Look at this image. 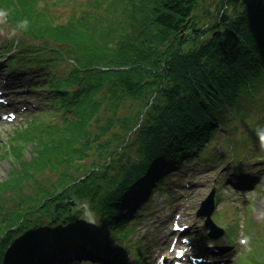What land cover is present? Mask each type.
Returning <instances> with one entry per match:
<instances>
[{"label": "trees", "instance_id": "obj_1", "mask_svg": "<svg viewBox=\"0 0 264 264\" xmlns=\"http://www.w3.org/2000/svg\"><path fill=\"white\" fill-rule=\"evenodd\" d=\"M30 2L37 8L41 2L46 3L39 13L24 8L22 16L14 4L9 8L18 24L28 21L27 30L19 33L23 41L21 50L14 53L15 45H10L2 51L9 64L10 79L11 73H27L34 67L46 70L42 63L51 70L64 66L67 76L55 80L57 71H53L43 78L47 76L46 81L53 78L55 84L59 82L66 87L75 110L83 109L94 115L104 110L106 115L91 116L89 120L107 127L105 131L101 129L96 139L80 134L66 147L57 140L60 130L43 136L51 145L60 146L56 148L65 154L53 155L46 165L55 176L46 180L51 185L48 189L62 192L67 188L68 192L66 197L55 194L46 202L43 199L49 192H44L45 186L36 191V186L43 183L42 177L47 173L34 181L35 184L16 195L1 231L16 229L2 237L0 244L20 264H47L50 249L32 255L30 263L26 249L19 252L16 243L7 237H28L27 246L39 226L52 224L74 234L53 248L63 253L71 249L77 256L81 252L75 245L81 235L76 223L82 217L79 207L83 205L89 212L92 208V214L102 218L105 227L116 221L108 233L123 236L118 239L119 245L132 252L134 235L128 238L125 227L131 226L130 218L136 216L141 203L137 200L129 206L126 221L118 223L113 206L124 205V201L119 195L118 199L109 200L111 190L115 187L121 190L130 183L158 182L146 192L149 195L145 199L150 200L164 186L165 175L176 166L195 163L192 165L195 168L201 160L211 163V158L221 153L220 146L211 151L210 143L217 133L228 136L229 116L243 119L249 110L243 111L240 102L254 100V94L258 96L264 87V0L75 1L70 17L63 24H56L60 21L50 6L66 0ZM27 51L37 59L31 66L24 63ZM48 51L51 56L45 54ZM35 72L38 73L36 69ZM113 83L119 85L118 92L112 88ZM48 88L49 100L56 108L52 95L57 94L52 91L55 87L50 81ZM104 88L107 93L101 96ZM76 115L72 113L69 117ZM76 124L72 123V127ZM109 129L117 132L113 134ZM230 142L226 144L233 147ZM166 151L168 156L172 155L171 164L168 156H163ZM75 152L80 156L76 157ZM119 160L121 172L112 176L103 173L111 164L115 168ZM82 169L85 170L78 177ZM60 178L66 179L62 186ZM27 190L33 192L32 201L26 210L19 211L25 205ZM59 199L73 200L75 205L55 210ZM31 227L33 231H29ZM136 230L129 232L135 234ZM5 260L1 255L0 264ZM64 262L69 264L67 260Z\"/></svg>", "mask_w": 264, "mask_h": 264}, {"label": "rangeland", "instance_id": "obj_2", "mask_svg": "<svg viewBox=\"0 0 264 264\" xmlns=\"http://www.w3.org/2000/svg\"><path fill=\"white\" fill-rule=\"evenodd\" d=\"M46 1L49 2V0ZM75 1L85 2L86 0H66L63 4H58L55 7L50 6L51 12L54 10L56 19L60 21L56 24H63V21L68 20L72 9H74ZM45 3L41 2L40 7L37 8L32 5L30 0H0V9L9 13L6 20V31L11 32L18 25L17 20L12 17L14 14L9 12L11 4L16 6L18 13L22 16L24 8L27 7L28 10L32 9L34 13H39ZM19 33L21 31L11 38L6 35L0 36V80L10 79L9 64L2 51L10 45H15L13 46L14 53L21 50L23 41L20 40ZM13 50L10 49V51ZM33 50L37 49L33 48ZM31 54L29 51L24 54L26 65L31 66V62L37 61L35 56H31ZM45 54L51 56L49 51ZM57 60L59 61V59ZM42 66L46 70L42 71L34 67L39 75H43V73L49 75L53 74V71H57L55 80H60L64 75L67 76L66 72L63 71L64 66L52 70L49 65L42 63ZM35 69L31 70L35 71ZM24 74L11 73V78L13 77L10 82L13 83L12 88L17 86V82H22L27 87L29 85L32 87L35 84V80H32L31 85L29 76ZM3 83L0 82V89L3 87ZM55 83L52 78L50 84H54L55 87V90L52 89V91L57 94V96L52 95L56 108L49 100L51 92L48 88L49 82H47V84L41 85V90L38 91L40 92L39 95H36V92L28 93L31 101H37L36 107H32L30 104L21 110L18 118L12 122L0 120V195L2 193L4 195V192L10 189H12V193L14 189H17V192L22 194L45 173L54 175V173H50L51 170L48 171L46 168L48 161L55 154L62 157L65 154L62 150L57 149L60 146L52 148L54 146L43 137L44 135L48 137L55 129L60 130L61 134L57 140H61L62 146L66 147L73 141L74 137L80 134L89 136V139H96L101 129L104 128L105 131L107 127L100 122L89 120L91 116L106 115L104 110L98 115L90 114L83 109L75 110L72 99H69L67 88L59 82ZM111 86L116 92L120 90L116 83L111 84ZM259 91L258 96L257 93L254 94L253 98L256 97L254 100L244 99L240 102L243 111L249 110L244 114L243 119L236 116L232 119L231 115L229 116L231 130L228 131V136L217 133L216 139L212 140L209 146L211 151L220 146L218 149H221V153L211 158V163L203 159L192 170V165L195 163H185L182 167L176 166L174 171L165 175L166 187L162 190L160 188L156 190L150 200L145 199V196L149 195L146 192L150 189V184L145 182L130 183L121 190H117V187L111 190L109 200H116L119 195L124 201V205H112L113 216L118 223L126 221L130 214L129 206L137 200L141 203L136 208V216L131 217L129 221L138 223L136 227L139 228L136 233L129 232V229L125 227L128 238L132 239L131 236L134 235L131 241L132 252L123 250L119 243L114 240H106V236L107 239L112 238L108 235L105 236V234L108 230H112L111 226L115 225L116 221L105 227L103 219L90 214L86 206L83 205L79 212L83 218L78 219L76 223L81 235L80 243L75 245V248H80L79 259L74 253L65 256L59 248L55 249L54 252L51 251V247L55 244L62 242V240L67 241L74 236L72 231L64 230L52 224L39 226L33 237H30V243L27 246L28 237L19 239L9 235L7 240H13L16 243L15 249L17 248L19 252L26 249L27 261L30 263L33 262L32 255L35 257L38 252L43 253L50 249L51 252L48 254L49 256L47 255L49 259L47 264H51L50 260L55 258L61 261L58 264H65V259H69L70 262L74 261L72 264H81V259L84 264H103L104 261L105 264H157L163 260L161 259L163 255L174 253L176 249L173 248L176 243L180 244V250L186 248L191 250L190 247L193 246L194 256L192 259L201 258L199 254L205 255L208 249L216 250L218 254V250L214 248L217 243L218 249L219 247L226 249V256L219 253V263L227 260L225 264H264V149H261L256 135L257 128H264V87ZM83 92L86 93V90L84 89ZM106 93L107 88L100 91L101 96ZM24 95L25 93L22 92L19 96L22 100L12 101L10 108L17 110L19 107L27 106ZM7 97L16 98L10 96L9 93H7ZM254 102L256 106H259L257 110L251 109ZM6 111V108L1 104L0 113H6ZM72 113H77V115L70 119L69 116ZM110 114L108 112V116ZM74 122L77 124L72 127ZM253 125L257 126L254 130H252ZM109 131L113 132L110 129ZM116 132L114 131L113 134ZM226 139L232 140L230 143L234 146L227 145ZM92 152L91 149L90 153ZM117 157L119 156L117 155ZM121 164L122 161L119 160V164L115 168L111 164L104 169L103 173L112 176L115 172H121L123 170ZM97 173L100 174L101 172ZM244 178H249V181L247 183L242 182L241 179ZM46 185L51 188V185ZM43 186L45 184L38 183L36 191ZM212 190H214V210L211 217L221 230L217 239H214L217 236H209V229L204 221L206 217L197 214L203 206L202 202L208 198L207 196ZM11 195L14 196V193ZM17 197L15 196L12 204L6 209L8 199H3L2 204L0 201V233L5 218L9 215ZM26 209V206L23 205L19 211ZM139 211L143 214L139 215ZM32 224L35 223L32 222ZM176 225L177 228L180 226V229H175ZM12 229H16V227L3 231L0 234V240L2 237H6ZM29 231H33V227L29 228ZM111 236L113 235L111 234ZM112 245L115 246L112 247ZM96 251L101 252L100 256L96 255ZM1 255L7 258L3 262L4 264L22 263L13 254L4 251L2 244H0Z\"/></svg>", "mask_w": 264, "mask_h": 264}, {"label": "bare ground", "instance_id": "obj_3", "mask_svg": "<svg viewBox=\"0 0 264 264\" xmlns=\"http://www.w3.org/2000/svg\"><path fill=\"white\" fill-rule=\"evenodd\" d=\"M33 70H31L30 69V72H27V73H25L24 75H28L29 76V80H30V82H31V85H32V80H35V84H37V86L36 87H33L34 85H32V91H30L28 88L29 87H27V85H24L22 82H17V86H19V87H23V88H25L26 90L24 91V93H25V95H28V93H34V92H36V95H39L40 94V92H38V91H40L41 89H40V87H41V85L42 84H47V82H49V81H46L47 80V76L45 77V78H43L46 74H44V75H39V74H37L35 71H34V73L32 72ZM36 78V79H35ZM47 93V92H46ZM0 99H1V96H0ZM35 101V103H37V101L36 100H34ZM251 109L252 110H254V109H256V106L253 104V106L251 107ZM7 112H11L12 114H15V115H18V113H19V111L18 110H16L15 108H9V109H7ZM231 127V126H230ZM257 126L256 125H253V129L252 130H254L255 128H256ZM223 133V132H222ZM57 146H54L53 148H56ZM75 156L76 157H78V156H80V154L79 153H77V152H75ZM147 156H148V153H147ZM163 156H168V154H167V151L164 153V155ZM172 157V155L171 156H168L166 159H168L167 161H168V163H170L171 164V161H173V158H171ZM192 169H194V167H192L191 168V170ZM85 169H82L81 171H80V173H78V177L80 176V174L84 171ZM48 178H52V179H54L55 178V176L54 175H52V174H45L43 177H42V180H43V183H45V188H44V192H49V194L43 199V201H48V200H50L51 198H53L54 196H55V194H62L64 197H66V194H67V188L64 190V191H62V192H59L58 190H56V191H50L49 189H48V186L46 185V180L48 179ZM65 178H60V186H62L64 183H65ZM158 182H155L154 184H150V190L157 184ZM163 184H164V186L163 187H159L160 188V190H162V189H164L165 187H166V183H164L163 182ZM158 188V189H159ZM157 189V190H158ZM17 190L16 189H14V191H13V193H14V196H12L11 194H13L12 193V189H10V190H8V191H5L4 192V195H0L1 197H0V201H1V204H2V202H3V199H8V202H7V204H6V206H5V209L6 208H8L9 207V205H11L12 204V201L14 200V198H15V196L16 195H20L21 193H18V192H16ZM32 198H33V192H30L29 190H27V192H26V194H25V196H24V204H25V206L27 207L28 206V204H30V202L32 201ZM144 201V199L142 200V202ZM66 203L67 205V207H73L75 204H74V201L72 200V201H70V202H73V204H71L69 201H66V200H62V199H59L57 202H56V204H55V210H59V209H63V210H65V208L66 207H60V208H58V209H56V205L57 204H59V203ZM1 206V205H0ZM81 208H82V206H80L79 207V210L81 211ZM5 209H4V213H5ZM81 214V213H80ZM90 214H92V208H91V211H90ZM81 216H82V214H81ZM131 224V226H127V227H129V229H138L136 226L138 225V223H136V222H131L130 223ZM129 224V225H130ZM130 234V233H129ZM106 235H108V236H110V237H112V238H108L107 239V236ZM105 236H106V240H114L115 242H119V240L118 239H123L124 237L123 236H111V234H109L108 232L105 234ZM113 246H115V245H112V247ZM54 247V246H53ZM53 247H51V251L54 249L55 250V248H53ZM115 248V247H114ZM181 247H180V244H176L175 245V247H174V249H177L176 251L174 250V253H172L171 255L169 254V255H167V254H165V255H163L162 257H161V259H164V261L166 262V261H171L172 260V257H175V258H177V261H184V259H183V255H186V254H188L189 255V257H192L193 255H194V250H190V249H188V250H186L183 254H181V257H178V253H180V250H178V249H180ZM54 250H53V252H54ZM50 251V252H51ZM72 253H74L73 251H71ZM70 252H66V253H64V255L66 256V254H69ZM71 254V253H70ZM75 254V253H74ZM74 254H72V255H74ZM96 255H99V251H96ZM68 256V255H67ZM206 257V256H205ZM123 259V258H122ZM69 260V259H68ZM50 262H51V264H58L59 262H61L60 260H57L56 258L55 259H51L50 260ZM106 262L104 261L103 262V264H105ZM208 263L209 264H211L209 261H208ZM191 264H195V263H191Z\"/></svg>", "mask_w": 264, "mask_h": 264}, {"label": "water", "instance_id": "obj_4", "mask_svg": "<svg viewBox=\"0 0 264 264\" xmlns=\"http://www.w3.org/2000/svg\"><path fill=\"white\" fill-rule=\"evenodd\" d=\"M70 202V201H69ZM71 204H73V202H70ZM203 206L202 208L198 211V215L199 216H206V226L211 230L209 235L211 237L213 236H217L221 233V230L219 229V227L214 223V221L211 218V215L213 213L214 210V191H212L209 195L208 198H206L203 202H202ZM66 203H59L56 205V209L60 208V207H67ZM219 236L215 237L218 238Z\"/></svg>", "mask_w": 264, "mask_h": 264}, {"label": "clouds", "instance_id": "obj_5", "mask_svg": "<svg viewBox=\"0 0 264 264\" xmlns=\"http://www.w3.org/2000/svg\"><path fill=\"white\" fill-rule=\"evenodd\" d=\"M8 14L9 13L6 10L0 9V36L6 35L8 36V38H11L13 36H16L18 32L27 30L28 21L25 19L20 21L16 28L13 29L11 32L6 31L5 26ZM256 135L258 137L261 149H264V128H257Z\"/></svg>", "mask_w": 264, "mask_h": 264}]
</instances>
